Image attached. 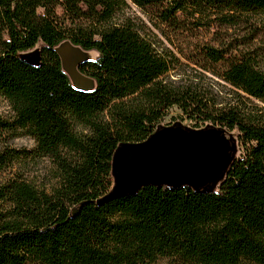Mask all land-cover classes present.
Here are the masks:
<instances>
[{"label":"trees","instance_id":"16d2710c","mask_svg":"<svg viewBox=\"0 0 264 264\" xmlns=\"http://www.w3.org/2000/svg\"><path fill=\"white\" fill-rule=\"evenodd\" d=\"M185 7L219 16L186 20ZM260 12L264 0H0V98L12 110L0 137L35 141L26 154L0 152V171L19 158L51 164L43 185H0V264H264V50L223 43L190 53L186 35L217 21L248 25ZM64 41L98 52L78 64L93 89L72 84ZM39 43L33 63L22 53ZM183 58L230 90L179 72ZM176 122L236 135L242 151L218 189L152 182L99 203L119 145Z\"/></svg>","mask_w":264,"mask_h":264},{"label":"rangeland","instance_id":"374dc122","mask_svg":"<svg viewBox=\"0 0 264 264\" xmlns=\"http://www.w3.org/2000/svg\"><path fill=\"white\" fill-rule=\"evenodd\" d=\"M179 14L186 20H200L201 22L213 21L219 14L211 9H197L185 7ZM252 22L243 25L235 21L214 22L210 28L201 26L195 27L188 32L187 40L191 44L188 52H193L196 45L218 46L226 44L224 47H232L241 44L239 48H256L258 51L264 50V12L252 14ZM218 24V25H217ZM250 26V28H249ZM257 30L256 38L249 33V30ZM178 43L177 39H174ZM252 40V41H251ZM251 41V45L244 42ZM38 46L27 52L23 56L33 63L39 61ZM38 48V49H37ZM61 54L63 68L68 74L75 87L91 90L95 87V80L84 75L78 70V64L85 59H95L98 56L96 50H83L72 45L69 41H64L58 46ZM235 49H231V53ZM184 66L179 72L182 74H192L201 72L210 78L225 85V90L229 91L231 86L225 84L212 74L204 72L199 66L186 59H182ZM264 66V62H262ZM178 108L171 109L170 115L164 123L171 121V116L179 114ZM12 110L8 102L0 98V116L9 118ZM176 122L171 127L157 129L147 139L139 142L121 143L112 158L110 172L111 186L99 197V203L106 199L122 195L128 189L136 191L140 185L145 183H160L165 186L189 184L195 188L208 185V189L217 190L224 172L233 157L241 154V145L236 135L227 130H220L217 127H205L200 129L185 128L184 124ZM186 132L184 138H177L176 133ZM224 135L225 140L222 136ZM35 147L33 138L18 134L3 133L0 137V152L13 149L24 152ZM130 152L132 156L130 157ZM50 161L47 159H16L7 168L0 171V185L15 177H23L33 182L43 185L48 182ZM171 168V169H169ZM157 264H177L171 260H161Z\"/></svg>","mask_w":264,"mask_h":264},{"label":"flooded vegetation","instance_id":"af4514ba","mask_svg":"<svg viewBox=\"0 0 264 264\" xmlns=\"http://www.w3.org/2000/svg\"><path fill=\"white\" fill-rule=\"evenodd\" d=\"M185 135H186V132H179V133L177 132V133H176V137H177V138H184Z\"/></svg>","mask_w":264,"mask_h":264},{"label":"water","instance_id":"95a60500","mask_svg":"<svg viewBox=\"0 0 264 264\" xmlns=\"http://www.w3.org/2000/svg\"><path fill=\"white\" fill-rule=\"evenodd\" d=\"M222 137H223L222 139L225 140L224 135ZM131 156H132V153L130 152V157ZM169 169H171V168H169ZM203 188H208V185L203 186ZM129 192H131L130 189H128L125 193H129Z\"/></svg>","mask_w":264,"mask_h":264}]
</instances>
